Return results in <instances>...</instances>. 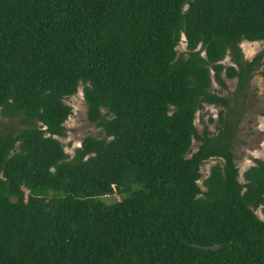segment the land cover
<instances>
[{
    "label": "trees",
    "instance_id": "trees-1",
    "mask_svg": "<svg viewBox=\"0 0 264 264\" xmlns=\"http://www.w3.org/2000/svg\"><path fill=\"white\" fill-rule=\"evenodd\" d=\"M242 40H264V0H0V115L22 125L0 133V264H264V159L240 181L222 112L193 124L227 106L212 80L241 92L260 66ZM79 85L103 136L68 157Z\"/></svg>",
    "mask_w": 264,
    "mask_h": 264
},
{
    "label": "rangeland",
    "instance_id": "rangeland-1",
    "mask_svg": "<svg viewBox=\"0 0 264 264\" xmlns=\"http://www.w3.org/2000/svg\"><path fill=\"white\" fill-rule=\"evenodd\" d=\"M175 48L177 52L185 53L183 36L180 37ZM239 48L244 60H249L260 54V66L251 73L247 85L241 92L235 91L236 78L227 79L222 75L224 87L212 80L210 92L225 97L227 106L202 103L195 111L193 124L197 133H200L203 128L215 133L220 125L219 112H222L223 120L233 128L231 152L233 162L238 170V179L242 181V172L250 165L255 164V159H264V83L259 75V70L264 65V40H242L239 42ZM220 62L224 65L232 64L228 53ZM63 101L70 106L71 113L63 122L64 134L56 138L62 144L68 157H71L84 136L101 137L103 133L100 127L89 122L86 118L82 85H79L77 90L65 97ZM101 111L103 112V110ZM20 118L21 116L0 115V133L16 131L22 127ZM198 144V140L192 139L190 150L194 151ZM219 160L217 157H211L201 163L200 177L197 180L201 189H204L203 180L207 176L209 167ZM124 194V192L115 190L113 193L99 196V198L103 203L110 204ZM254 212L263 219L260 207L256 208Z\"/></svg>",
    "mask_w": 264,
    "mask_h": 264
},
{
    "label": "water",
    "instance_id": "water-1",
    "mask_svg": "<svg viewBox=\"0 0 264 264\" xmlns=\"http://www.w3.org/2000/svg\"><path fill=\"white\" fill-rule=\"evenodd\" d=\"M193 246H196V247H201V248H208V249H216L218 247V244H214V245H210V246H199V245H196V244H192Z\"/></svg>",
    "mask_w": 264,
    "mask_h": 264
}]
</instances>
